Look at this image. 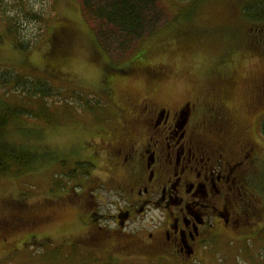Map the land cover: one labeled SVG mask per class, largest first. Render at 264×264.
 <instances>
[{"label": "rangeland", "instance_id": "1", "mask_svg": "<svg viewBox=\"0 0 264 264\" xmlns=\"http://www.w3.org/2000/svg\"><path fill=\"white\" fill-rule=\"evenodd\" d=\"M11 1L8 13L19 8L18 3ZM24 1L43 20L21 22V35L32 46L24 52L12 45L0 22V67H12L47 80L54 97L47 101L50 109L46 115L28 117L21 123L9 124L5 130L7 141L27 145L44 156L45 150L48 157L18 176H0V264H178L169 256L133 244L147 240V234L153 233L151 222L158 219L156 213L134 217L123 228L118 227L110 219L115 213L116 197L113 192L96 190L105 202L98 206L100 220L80 226L86 217L73 207L67 199L69 195L56 199L58 193L68 192L72 168L82 165L78 161L85 160L84 153L98 149L94 145L106 129L102 124L106 125L108 118L122 120L115 101L106 95L105 81L109 74L130 62L112 61L113 71L107 70L106 61L117 60L118 55H105L98 47L93 26L82 15L80 0ZM158 1L162 11L156 26L160 29L141 41L139 48L145 54L151 49L146 64L152 69L163 68L170 77L149 96L168 105L187 102L192 96L201 101L208 114L214 115L223 103L222 91L231 92L227 97L233 103L238 133L253 129L256 113L246 110L252 96L248 86L264 76V57L249 56L245 38L247 34L260 33L245 28L241 22L243 13H232L236 0L194 4ZM239 2L237 7L241 10L245 0ZM187 31L196 38L179 42L177 39ZM229 44L234 46L231 54L224 56H230L228 65L218 68L217 62ZM232 74L238 80L237 90L230 89ZM114 75L111 89L115 96H124L125 107L126 99L137 102L148 95L149 84L139 79L141 74L134 80H123L119 73ZM8 99L13 101L11 96ZM19 100L14 103L29 110L41 103L32 105ZM222 109L230 111L224 103ZM260 175L264 178V167L249 172L254 185L259 183ZM247 188L244 200H251L255 193L256 204L262 206L259 215L248 218L229 236L215 237L189 264H263L264 189ZM4 226L8 227L1 229Z\"/></svg>", "mask_w": 264, "mask_h": 264}, {"label": "flooded vegetation", "instance_id": "2", "mask_svg": "<svg viewBox=\"0 0 264 264\" xmlns=\"http://www.w3.org/2000/svg\"><path fill=\"white\" fill-rule=\"evenodd\" d=\"M235 2L232 13H243L245 28L261 34H247L249 56L264 57V0H245L241 10L239 0ZM224 56L218 60V68L228 65L230 56ZM137 66L130 64L121 78L134 80L141 74L139 79L149 84L148 95L137 102L126 99L125 107L124 96H115L111 89L116 76H107L106 95L115 101L122 120L108 118V123L102 124L106 129L94 145L98 149L84 153L85 160L78 161L82 165L72 168L68 192L58 193L56 199L69 195L66 197L73 207L86 217L80 226L99 222L97 210L105 202L96 192L102 190L113 192L117 199L110 219L118 227L154 212L158 219L151 222L153 233L133 244L169 256L178 264H189L215 237L229 236L248 218L259 215L262 206L256 204V194L245 201L248 194L244 190L246 186L249 190L264 189L261 175L255 185L249 176V172L264 167V76L248 86L252 96L246 110L256 113L254 128L238 133L233 103L227 97L231 92L221 94L229 113L220 103L214 115L208 114L192 96L180 104H161L149 95L169 74L161 67ZM233 75L230 89L237 90L238 80Z\"/></svg>", "mask_w": 264, "mask_h": 264}, {"label": "trees", "instance_id": "3", "mask_svg": "<svg viewBox=\"0 0 264 264\" xmlns=\"http://www.w3.org/2000/svg\"><path fill=\"white\" fill-rule=\"evenodd\" d=\"M20 1L22 4H19V0H14L15 3H18L19 8L8 13L7 6L12 5L13 1L9 0L7 3L6 0H0V22L5 26L6 34L12 45L20 52H24L31 46V41H26L22 37L21 22L26 20L40 23L43 16L29 9L24 0ZM175 1L194 4L204 0ZM80 4L83 17L93 26L98 47L105 55H118L117 60L106 61L108 71H113L110 65L112 61L124 60L130 63L122 66L114 74H122V71L127 73L129 65L132 63H137L138 68L152 69L146 64L147 54L151 49L145 50V54L139 48V43L160 29L159 25L156 26L162 11L158 0H80ZM192 34L187 31L177 40L179 42L192 41L193 38H196ZM53 36L57 37L56 33ZM1 40L0 37V42ZM233 46L229 44L227 46L229 49L225 51L224 55L231 54ZM8 96H11L13 101H10ZM53 97L52 86L47 80L23 74L12 67H0V176H18L24 170L48 157L45 150L42 152L45 153L44 156L31 151L27 145L7 141L5 130L9 124L21 123V120L28 117L35 118L41 114L46 115L50 109V104L47 101ZM17 99L32 105L37 102L41 103L34 110H29L25 106L14 103Z\"/></svg>", "mask_w": 264, "mask_h": 264}, {"label": "bare ground", "instance_id": "4", "mask_svg": "<svg viewBox=\"0 0 264 264\" xmlns=\"http://www.w3.org/2000/svg\"><path fill=\"white\" fill-rule=\"evenodd\" d=\"M121 163V162H120ZM105 175V174H104ZM94 184V183H93ZM218 239V238H217Z\"/></svg>", "mask_w": 264, "mask_h": 264}]
</instances>
